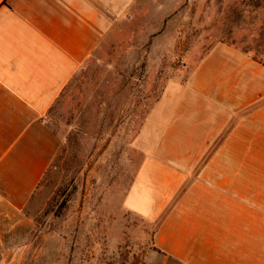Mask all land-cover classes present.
Wrapping results in <instances>:
<instances>
[{
    "label": "crops",
    "instance_id": "obj_1",
    "mask_svg": "<svg viewBox=\"0 0 264 264\" xmlns=\"http://www.w3.org/2000/svg\"><path fill=\"white\" fill-rule=\"evenodd\" d=\"M186 1L0 0V195L36 193L62 147L49 116L112 38L139 19L164 33ZM136 146L123 208L156 226L154 264H264V57L212 45Z\"/></svg>",
    "mask_w": 264,
    "mask_h": 264
},
{
    "label": "rangeland",
    "instance_id": "obj_2",
    "mask_svg": "<svg viewBox=\"0 0 264 264\" xmlns=\"http://www.w3.org/2000/svg\"><path fill=\"white\" fill-rule=\"evenodd\" d=\"M154 22L113 37L49 116L62 147L24 206L0 195V264H154L156 226L123 208L143 158L138 134L215 43L264 57V0H187L164 33L151 35Z\"/></svg>",
    "mask_w": 264,
    "mask_h": 264
},
{
    "label": "trees",
    "instance_id": "obj_3",
    "mask_svg": "<svg viewBox=\"0 0 264 264\" xmlns=\"http://www.w3.org/2000/svg\"><path fill=\"white\" fill-rule=\"evenodd\" d=\"M247 52V51H246ZM247 53H249V52H247ZM255 57V56H254Z\"/></svg>",
    "mask_w": 264,
    "mask_h": 264
}]
</instances>
